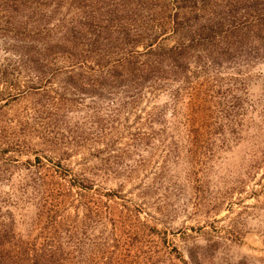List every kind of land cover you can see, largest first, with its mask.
<instances>
[{
    "label": "rangeland",
    "instance_id": "374dc122",
    "mask_svg": "<svg viewBox=\"0 0 264 264\" xmlns=\"http://www.w3.org/2000/svg\"><path fill=\"white\" fill-rule=\"evenodd\" d=\"M0 264H264V0H0Z\"/></svg>",
    "mask_w": 264,
    "mask_h": 264
}]
</instances>
